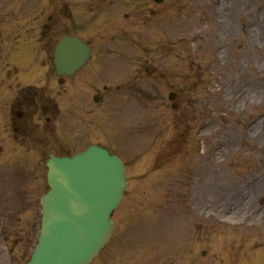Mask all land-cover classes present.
I'll list each match as a JSON object with an SVG mask.
<instances>
[{"label": "rangeland", "instance_id": "obj_1", "mask_svg": "<svg viewBox=\"0 0 264 264\" xmlns=\"http://www.w3.org/2000/svg\"><path fill=\"white\" fill-rule=\"evenodd\" d=\"M70 1L79 13L77 26L64 21L57 37L74 26L95 50L89 65L66 79L55 97L63 111L57 116L62 135L50 136V144L67 138L70 145L86 146L90 133L84 129L73 137L72 129L98 94V114L92 115L97 142L126 163L125 195L112 214L114 234L95 264H264V137L256 131L264 130V0H165L159 8L150 4L157 8L154 16L139 17L136 11L127 18L124 0L101 13L95 0ZM47 3L0 0L3 64L12 68L11 80L20 86L29 80L34 87L19 89L20 94L45 87L49 96L59 85L46 60L53 45L49 52L41 50L45 28L55 20L37 30L56 14L60 0L50 9ZM139 19L147 23L134 43L146 51L149 66L160 69L158 79L145 84L125 81L133 50L119 39L130 34L123 27ZM8 34L21 36L17 47L6 46L14 39ZM29 72L35 76L23 75ZM103 86L108 91L102 92ZM12 90L6 84L0 89V128H6L5 99ZM169 93L177 95L174 103ZM31 146L22 147L28 156ZM10 160L16 163L10 153H0V163ZM35 164L28 158L24 168L6 166L0 190L15 193L20 203L26 191H44V168ZM0 200L4 206L3 193ZM26 204L18 215L30 221L37 208L32 203L34 210L24 211ZM19 248L13 264L24 262L32 246ZM8 259L0 249V264H10Z\"/></svg>", "mask_w": 264, "mask_h": 264}, {"label": "water", "instance_id": "obj_2", "mask_svg": "<svg viewBox=\"0 0 264 264\" xmlns=\"http://www.w3.org/2000/svg\"><path fill=\"white\" fill-rule=\"evenodd\" d=\"M69 46L63 42L59 55ZM47 181L38 242L27 264H90L111 234L109 215L125 186L121 162L92 147L70 159H52Z\"/></svg>", "mask_w": 264, "mask_h": 264}, {"label": "flooded vegetation", "instance_id": "obj_3", "mask_svg": "<svg viewBox=\"0 0 264 264\" xmlns=\"http://www.w3.org/2000/svg\"><path fill=\"white\" fill-rule=\"evenodd\" d=\"M107 1L108 0H100L101 3H106ZM111 1L117 2L119 0H111ZM147 2H150V0H124V3L126 4L127 8L129 9V13L131 15L133 14V12H136V11L140 12L139 15H141L142 13H145V10L148 6ZM51 3L52 2L50 1L46 4V9H50ZM95 10H97V8H95ZM55 13H56L55 15L49 14V16H47V18L44 20V23L39 28L37 27L38 31L42 30L45 25L47 26V24H50L52 21L55 20V22L52 23L51 26H49V27L47 26V28H45V30H46L45 41L43 43H41V50L45 51V52H49L52 45H53V49H54L57 41L60 38V37H57V35L60 34L59 27L64 21L72 22V23H74V25L77 26V20L79 19V16H78L79 13L76 11V4L72 5L70 0H60L59 7L56 8ZM54 16H56V17H54ZM33 22L30 25V29L33 27ZM61 34H63L62 36H76L77 37L78 31L73 26L69 32H64ZM17 41L20 42V41H22V39H18V38L13 39V40L11 39V43L7 42L6 46L17 47ZM3 44H4L3 43V37L1 36L0 37V84H1L0 89H2V86L5 84H6L7 89H18L20 84H19V82H17V79H12V80L10 79V76H12V73H10L9 70L12 68L8 66L9 65L8 62L3 64L4 59L6 58L5 55H3V52H4V49L2 48ZM6 51H7V49H6ZM27 51H28V49H27ZM15 57H16V55H15ZM46 60L49 62L48 65L50 66V70L52 72H54V74H55V68H54V64H53L52 54H51L50 59L47 55ZM13 81H15V82L13 83ZM64 81H66V80L64 79L63 82ZM18 95L19 94L17 91L16 96L14 95L13 98H11V100L6 103L7 107H8V113L11 116L13 115V108H15L17 105ZM8 121H11V120H8Z\"/></svg>", "mask_w": 264, "mask_h": 264}, {"label": "bare ground", "instance_id": "obj_4", "mask_svg": "<svg viewBox=\"0 0 264 264\" xmlns=\"http://www.w3.org/2000/svg\"><path fill=\"white\" fill-rule=\"evenodd\" d=\"M261 122H264V121L262 120ZM263 125H264V123H263ZM256 127H257V126H256ZM256 131H257V136H262V137H264V132H263L264 130L261 131L260 133H259L258 130H256ZM261 139L264 140V138H261ZM260 150L263 151V155H264V145L260 147ZM101 239L103 240V235H102Z\"/></svg>", "mask_w": 264, "mask_h": 264}]
</instances>
